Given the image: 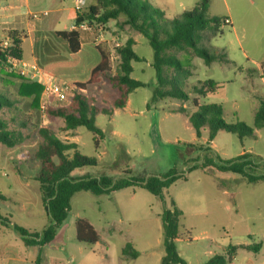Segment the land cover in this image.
Returning a JSON list of instances; mask_svg holds the SVG:
<instances>
[{
    "label": "rangeland",
    "instance_id": "374dc122",
    "mask_svg": "<svg viewBox=\"0 0 264 264\" xmlns=\"http://www.w3.org/2000/svg\"><path fill=\"white\" fill-rule=\"evenodd\" d=\"M141 1L150 3L165 18L173 19L194 8L199 0ZM208 1L210 16L230 20V24L222 23L221 32L210 42L224 51L228 62L206 65L201 58L188 56L192 76L183 83L188 100L169 98L148 107L156 84V73L151 66L154 51L148 39L127 25L123 16L104 27L94 25L95 29L102 28L104 38L98 46L110 41L105 47L111 57V74L116 73L119 62L116 49L128 39L136 38L134 50L144 60L132 62L131 77L145 84L129 95L127 106L118 109L114 108V101L120 92L110 82L97 79L87 86L84 94L98 108L113 110L111 115L96 116V125L102 130L98 148L94 142L96 136L85 127L66 130L60 118H49L41 109H33L31 100L17 95L15 79L0 81V91L14 102L0 115L8 120L10 128L20 130L25 137L13 148L0 145V191L6 199L0 200L3 216L13 224L37 232L50 222L37 180L41 164L33 160L42 127L53 130L64 142L72 138L78 140L79 152L96 158V166L79 168L72 173L74 177L115 179L126 170H131L135 177L163 175L174 168L183 171L186 161L200 155L212 156L203 151L208 132L203 131L197 142L190 143L196 138L188 120L196 111L194 99L199 104L222 105L224 119L229 123L243 121L254 127L255 112L260 104L258 96L264 94L261 80L264 75V0ZM94 33L96 37L97 32ZM183 57L181 54L180 58ZM25 58H29L28 53ZM206 80L219 83V90L205 97L195 94L193 86ZM70 100L52 101L48 107L66 106ZM182 107L185 113L180 111ZM254 133V138L240 140L235 134L219 131L213 150L223 159L249 149L264 158V128L254 129ZM73 152L71 150L69 155ZM224 191L235 193L236 202L230 195H224ZM164 196L167 207L171 208L174 201L183 210L176 246L188 264H203L213 254H227L228 246L244 243L248 233L255 234L256 243L262 244L261 251L240 249L233 264H264V182L251 184L239 175L209 167L191 172L187 180L175 182L164 191ZM71 204L69 221L58 229L55 241L37 250L30 249L12 229L0 223V251L8 246L16 247L20 256L40 258V264H162L164 203L148 190L129 187L102 197L80 191L73 196ZM77 214L94 226L101 243L91 245L76 240L74 219ZM127 244L138 252L135 259H123L122 251ZM255 245L258 244L250 246Z\"/></svg>",
    "mask_w": 264,
    "mask_h": 264
},
{
    "label": "trees",
    "instance_id": "16d2710c",
    "mask_svg": "<svg viewBox=\"0 0 264 264\" xmlns=\"http://www.w3.org/2000/svg\"><path fill=\"white\" fill-rule=\"evenodd\" d=\"M94 5L78 11L75 24L89 22L98 27L106 26L110 21L118 20L121 16L126 18V24L148 39L153 51L152 66L156 73V84L148 107L158 101L166 99L188 100L189 95L183 83L192 76V62L188 56L201 58L206 65L215 62H228L223 50L210 44L214 35L221 32L224 22L215 16H210L209 1L199 0L196 6L186 10L173 19L165 18L162 13L151 6L147 1L141 0H93ZM62 38L70 44L75 54L80 49V34L76 30L62 31ZM21 31L10 30L8 36L10 45L6 48L0 46V81L13 78L16 80L17 95L31 100V107L40 110L43 86L37 82L26 80L7 71V58L9 56L22 59ZM134 39L119 46L117 56L119 62L117 71L110 73L111 57L109 52L98 47L101 62L92 70L90 79L86 83L75 85L76 91L66 106L56 108L48 107L46 114L49 118H60L66 130L85 127L96 137L95 146L99 147L102 130L96 125V116L100 113L111 115L113 110L98 108L94 101L84 94L90 84L97 79H105L115 86L119 97L114 101V108H124L129 95L136 89L145 86L131 77L132 62L144 60L135 50ZM184 57L181 59L180 55ZM220 84L212 80L199 81L193 86V92L205 97L219 90ZM260 104L254 116V127L243 121L229 123L224 119V109L220 104H199L194 99L196 111L188 116V120L195 130L197 138L203 131L208 132V140L203 151L212 153V156L200 155L186 161L183 171L172 169L163 175L132 176L131 170H126L120 177L109 176H83L76 178L72 173L84 167L97 165L94 157L81 154L78 144L62 141L50 128L42 127L39 130L41 141L33 160L41 164V171L37 177L40 183L43 207L50 218L49 224L41 231H32L25 227L13 224L9 218L0 213V223L12 229L28 247L40 248L54 242L58 229L63 225L72 209L71 200L80 191H88L95 195L110 194L129 187H140L157 196L163 203L161 214L163 222L165 256L162 264H188L178 253L176 241L180 237L181 219L183 213L172 201L171 208L165 204L164 191L179 180H187L188 175L198 169L213 167L220 172L239 175L251 184L264 182V159L256 154L245 152L230 159H223L214 152L210 146L219 131L235 134L240 140L254 138V129L264 128V98L259 99ZM14 102L0 91V114L5 108H11ZM185 113L184 107L180 109ZM22 126H25L22 123ZM25 140L20 130L10 128L7 119L0 115V145L8 148L16 147ZM74 150L72 155L69 152ZM201 149H198L200 152ZM0 200L5 197L0 191ZM76 239L80 243L95 245L101 243L99 233L94 226L84 218L75 220ZM240 249L254 250L252 246L229 245L227 254H213L203 264H231L234 256ZM123 259H135L138 252L131 244H127L122 251ZM40 264V258L36 260Z\"/></svg>",
    "mask_w": 264,
    "mask_h": 264
},
{
    "label": "crops",
    "instance_id": "0c3cea01",
    "mask_svg": "<svg viewBox=\"0 0 264 264\" xmlns=\"http://www.w3.org/2000/svg\"><path fill=\"white\" fill-rule=\"evenodd\" d=\"M84 1L86 6L83 10L94 5L93 0ZM76 2L77 0H0V43L9 37L8 31H21L23 33L21 44L23 60L37 64L41 69L49 73L60 83L76 85L78 83L88 82L92 70L101 62V54L98 47L103 51L108 52L106 49L107 47L105 46H109L108 44L110 41H108L107 44L104 43L102 47L97 46L95 44L94 32L80 30L78 31L80 34V49L75 54L71 51L69 42L62 38L59 33L62 31L74 30L78 12L76 10ZM36 13H38L37 18L33 17V14ZM70 22L71 24L67 28V25ZM133 39L136 43V38L134 37ZM26 53H28L29 57L27 59L25 58ZM261 80L264 86V75L261 76ZM258 98H264V94L258 96ZM129 102L130 100L128 98L127 104H129ZM204 139L207 141L208 137ZM198 140L199 138L196 137L190 143L193 144ZM214 140L210 144L213 149ZM77 141L78 140L72 138L70 142L77 144ZM245 152L255 154L251 149L242 151L240 154ZM116 192L119 191L97 196H112V194H115ZM223 194L230 195L233 202H236L235 193L224 191ZM176 207L180 209L177 205ZM180 210L183 213V210ZM69 216L66 221H69ZM79 216L80 214H77V217ZM76 218L74 219V224ZM0 232H2L1 229ZM254 235L255 234L253 233H248V240L240 245L250 246L258 244L257 246H254V249L258 248L257 252H260L262 244L256 243L253 238ZM15 248L16 247L8 246L3 251H0L1 264H12L20 261L36 263L38 258H31L29 255L27 258H24L20 256L18 250H15ZM29 248L37 250L40 247L31 246ZM243 251L247 252L249 250L244 249ZM235 257L236 256H234L231 264L234 263Z\"/></svg>",
    "mask_w": 264,
    "mask_h": 264
},
{
    "label": "built area",
    "instance_id": "2783aa9c",
    "mask_svg": "<svg viewBox=\"0 0 264 264\" xmlns=\"http://www.w3.org/2000/svg\"><path fill=\"white\" fill-rule=\"evenodd\" d=\"M86 6L84 0H77L76 10L82 11ZM33 17L37 18L38 13L33 14ZM225 24H230L229 19L224 20ZM74 30L76 31H90L97 32L95 37V44L98 46L103 40L102 28L95 29L94 25L89 22H82L80 24L74 25ZM10 45V38L7 37L0 43L1 47H8ZM6 69L8 72L18 75L26 80L37 82L43 86V91L41 95V112L46 115V110L49 106V103L52 101L65 102L72 98L76 87L75 85H69L66 83L58 82L53 76L41 69L35 63H29L23 59H18L12 56L7 58Z\"/></svg>",
    "mask_w": 264,
    "mask_h": 264
}]
</instances>
